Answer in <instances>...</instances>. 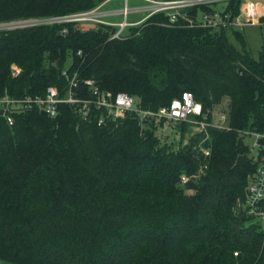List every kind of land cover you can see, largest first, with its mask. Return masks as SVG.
Returning a JSON list of instances; mask_svg holds the SVG:
<instances>
[{
    "label": "trees",
    "instance_id": "obj_1",
    "mask_svg": "<svg viewBox=\"0 0 264 264\" xmlns=\"http://www.w3.org/2000/svg\"><path fill=\"white\" fill-rule=\"evenodd\" d=\"M103 1L0 0V23ZM164 23L152 16L120 40L101 25L0 31V97L42 96L49 86L62 93L65 69L80 96L91 80L149 112L189 92L207 125L173 151L149 120L97 126L96 113L83 118L64 104L54 117L14 114L10 126L0 117V264H264V227L239 208L255 169L240 133L264 132V43L253 58L237 31L235 49L225 31ZM223 98L227 130H218L210 112ZM186 128L177 126L179 138Z\"/></svg>",
    "mask_w": 264,
    "mask_h": 264
},
{
    "label": "built area",
    "instance_id": "obj_2",
    "mask_svg": "<svg viewBox=\"0 0 264 264\" xmlns=\"http://www.w3.org/2000/svg\"><path fill=\"white\" fill-rule=\"evenodd\" d=\"M110 0H104L98 6L83 12L70 13L63 16L31 18L18 20L10 23L13 28L19 29L36 26L74 24L78 29L80 26H88L95 29L97 26H109L114 32L109 39H122L130 28H140L145 22L155 15L165 19L161 24L167 28H173L178 22L186 28L208 29L210 31H241L246 26H259L264 32V0H119L123 3L121 9L108 12L100 10L102 4ZM129 1L139 2L140 5L128 7ZM238 1L236 13L228 9V4ZM222 5L220 9L216 6ZM140 15L135 21H127L128 15ZM109 16L121 17L118 23L106 20ZM2 31V30H0ZM19 68L12 66L10 75L16 77ZM66 85L61 93L55 86L45 88L42 96L24 95L21 98H13L8 95L0 97V117L10 126L12 115L27 110L35 109L47 117L57 114V106L69 105L76 107V113L83 118L96 113V125H104L125 117L135 119L140 127L144 121L149 120L157 131L163 132L165 125H179L192 119L197 129L204 130L207 126L203 119L200 105L195 102L189 92H182L178 99L172 100L167 107L158 108L154 112L141 110L139 101L133 96L123 92L112 94L100 90L91 80H82L81 84L87 87L88 97L79 94V83L75 73L69 75L65 69L60 72ZM221 124L209 125L218 130H227L226 114L220 116ZM242 138L249 139L248 150L252 162L255 163L254 172L247 177L243 192V201L239 205L241 213L250 217L261 227H264V132L254 133L244 131L240 133ZM199 152L206 157L208 150L199 148ZM185 176H180V183H186Z\"/></svg>",
    "mask_w": 264,
    "mask_h": 264
},
{
    "label": "rangeland",
    "instance_id": "obj_3",
    "mask_svg": "<svg viewBox=\"0 0 264 264\" xmlns=\"http://www.w3.org/2000/svg\"><path fill=\"white\" fill-rule=\"evenodd\" d=\"M138 5H140L139 2L129 1L127 6L132 7V6H138ZM109 6L110 7L112 6V8H115V9H121L123 7V3L120 1H117L115 3H112ZM221 7H222V5H218L215 7V9H220ZM139 17H140V15H138V14L137 15H128L126 17V20L131 22V21L137 20ZM117 19L121 20V17H119ZM259 22L261 23L262 19H259ZM13 27H14L13 24L0 23V30H7V29H10ZM78 29L87 30L88 26L87 25L80 26V27H78ZM262 32H263V30L259 26H246L241 31H238V33L241 35V37L245 43L246 50L251 54V56L253 58L256 57V54H257L258 50L260 49V46L262 45V43H264V36H263ZM224 34H225V38H226L227 42L229 44L233 45V47L235 49H238V44H237L236 40L234 39V37L231 35V31L226 30L224 32ZM226 108H227V100H226V98H223L218 105H216L212 108V110L210 112L209 124L210 123H212L213 125L214 124H221L220 116L226 114V110H227ZM203 121H204V119H203ZM177 126L178 125H171V124L167 125L166 124L163 132L156 130V134H162V135L167 134L165 137V142L167 145H169V147L172 148L173 151H175L178 147L188 145L189 139H191L194 135L201 132L200 129H197V125L194 123V121L192 119H189L187 121L186 131L182 135V138H179ZM205 138H206V136H205ZM178 141H179V143H178ZM249 141H250L249 139L243 138V142L247 146L249 144ZM202 145H203L202 141H200L196 146H194L196 148V151H199V148H203ZM196 174L200 175L199 171ZM198 175H196V176H198ZM187 178L189 179V177H187Z\"/></svg>",
    "mask_w": 264,
    "mask_h": 264
},
{
    "label": "crops",
    "instance_id": "obj_4",
    "mask_svg": "<svg viewBox=\"0 0 264 264\" xmlns=\"http://www.w3.org/2000/svg\"><path fill=\"white\" fill-rule=\"evenodd\" d=\"M117 1H119V0H110V1L105 2L104 4H102L100 10H101L102 12H104V11H105V12H108V11L116 10L115 8H112V6L110 7L109 5H111L112 3H115V2H117ZM117 18H119V17H116V16H109V17H107L106 20H108V21H110L111 23L115 24V23H118V22H119V20H118Z\"/></svg>",
    "mask_w": 264,
    "mask_h": 264
}]
</instances>
